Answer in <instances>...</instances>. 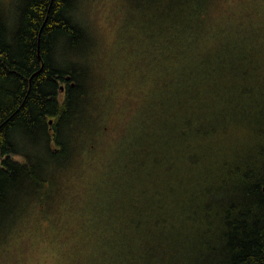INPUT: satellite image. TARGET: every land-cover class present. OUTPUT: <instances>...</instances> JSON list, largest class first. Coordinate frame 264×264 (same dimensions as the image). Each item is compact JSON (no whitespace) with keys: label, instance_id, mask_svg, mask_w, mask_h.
<instances>
[{"label":"rangeland","instance_id":"rangeland-1","mask_svg":"<svg viewBox=\"0 0 264 264\" xmlns=\"http://www.w3.org/2000/svg\"><path fill=\"white\" fill-rule=\"evenodd\" d=\"M79 4L91 38L88 50L78 51L82 64L76 63L89 67L97 88L96 147L82 166L77 162L66 168L64 190L54 210L39 217L31 209L15 227L0 230V264H101L108 249L118 253L108 254L107 264H121V257L133 264L137 251L142 254L145 245L147 250L159 243L155 228L159 215L176 226L172 244L177 245L178 236L187 233L182 201L188 199L191 187L185 161L193 151L203 153L189 150V144L184 153L182 143L187 136V142L204 148L205 140L212 139L218 149L211 157L219 164L221 152L236 147L226 143L223 128L237 133L242 128L236 119L223 122L221 105L238 107L229 100L237 94L229 86L230 74L247 71L254 79L264 71V0H205L199 22L188 27L175 22L166 34L156 21V4L147 7L143 0L141 4L138 0ZM183 30L186 33H179ZM166 35L173 37L174 44L165 41ZM195 41H202V46L193 52ZM158 70H170L166 86L150 74ZM181 111L173 136L156 144L155 133L166 122L176 124L168 116L178 119ZM186 119L192 122L184 125ZM214 130L221 133H211ZM164 157L175 163L172 171H166L168 163L158 164ZM139 179L141 185L131 184L130 180ZM133 197L149 211L141 213L142 229L125 225L122 219ZM159 203L167 207L158 212ZM98 210L108 216V226L88 227ZM129 217L135 218L132 213ZM152 258L156 264L157 252L144 261L141 257V264Z\"/></svg>","mask_w":264,"mask_h":264},{"label":"trees","instance_id":"trees-1","mask_svg":"<svg viewBox=\"0 0 264 264\" xmlns=\"http://www.w3.org/2000/svg\"><path fill=\"white\" fill-rule=\"evenodd\" d=\"M158 1L143 0V4H156L154 15L165 34L175 22L183 27L199 22L205 2ZM80 10L79 0H0V230L15 227L31 209L39 217L54 210L64 190L66 168L77 162L82 166L96 147L100 111L94 107L97 88L90 69L81 65L78 55L88 50L91 38ZM166 37L174 44L172 36ZM201 46L202 41H195L191 49L194 52ZM150 74L166 86L170 70ZM253 77L247 71L231 72L229 86L237 94L229 100L238 107L221 105L223 122L236 119L242 127L239 133L228 127L222 130L226 143L236 145L233 151L221 152L218 164L211 157L218 149L212 139L205 140L204 148L191 142L194 147L187 136L182 143L184 153L187 144L189 150L203 151L191 152L185 161L191 187L188 199L182 201L187 233L179 235L173 246L176 226L159 215L155 220L159 243L147 250L145 245L142 254L137 251L133 264H141V257L144 261L155 252L156 264H264V71ZM251 82L257 86L247 88ZM179 114L178 119L168 116L176 124L166 122L155 133L156 144L173 136L183 112ZM191 122L186 119L184 125ZM164 162L168 163L166 171H172L175 163L165 157L158 160L160 166ZM130 181L141 185V179ZM169 191L174 188L170 186ZM165 207L159 203L158 212ZM147 210L141 208V199L130 198L129 213L122 218L125 225L142 229L141 213ZM96 213L88 227L108 226V216L100 210ZM131 213L135 218L129 217ZM174 215L179 219V214ZM136 242L141 245V240ZM108 250L106 258L118 253ZM102 257L101 264H107ZM118 260L121 264L131 261ZM152 260L147 264H153Z\"/></svg>","mask_w":264,"mask_h":264},{"label":"snow or ice","instance_id":"snow-or-ice-1","mask_svg":"<svg viewBox=\"0 0 264 264\" xmlns=\"http://www.w3.org/2000/svg\"><path fill=\"white\" fill-rule=\"evenodd\" d=\"M80 3L86 4L88 3V0H79ZM106 3H117L119 0H104Z\"/></svg>","mask_w":264,"mask_h":264},{"label":"water","instance_id":"water-1","mask_svg":"<svg viewBox=\"0 0 264 264\" xmlns=\"http://www.w3.org/2000/svg\"><path fill=\"white\" fill-rule=\"evenodd\" d=\"M52 122V121H51Z\"/></svg>","mask_w":264,"mask_h":264}]
</instances>
